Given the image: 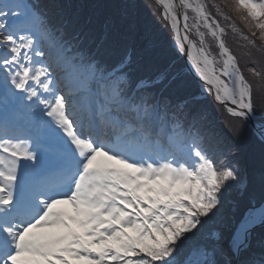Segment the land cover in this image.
<instances>
[{
  "label": "snow or ice",
  "instance_id": "6c2138e0",
  "mask_svg": "<svg viewBox=\"0 0 264 264\" xmlns=\"http://www.w3.org/2000/svg\"><path fill=\"white\" fill-rule=\"evenodd\" d=\"M156 3L227 134L235 139L247 123L264 150V60L247 53L250 80L206 3L179 0L182 21L176 0ZM212 7L232 21L228 5ZM232 10L248 28L241 38L264 51V0H235ZM53 38L66 93L37 60ZM79 44L26 0H0V264H264V242L259 253L251 245L264 202L249 204L227 247L219 232L192 243L230 190L246 186L223 137L218 157L205 147L198 125L209 114L199 101L157 91L177 79L169 67L138 76L130 52L112 56L101 44L86 54ZM258 178L264 186V166Z\"/></svg>",
  "mask_w": 264,
  "mask_h": 264
},
{
  "label": "rangeland",
  "instance_id": "374dc122",
  "mask_svg": "<svg viewBox=\"0 0 264 264\" xmlns=\"http://www.w3.org/2000/svg\"><path fill=\"white\" fill-rule=\"evenodd\" d=\"M62 2L65 6L74 8L81 17L87 19L91 15L94 17V23L99 25L102 19L109 17L113 23L111 28L114 33L126 32L127 36L122 38V41L126 46H130L135 43H142L146 46L147 59L154 62L156 66L161 68L167 67V63L175 56L174 51L171 48L170 41L172 31L168 24L161 18L160 6L154 0H51V3ZM90 2H96L101 5V8L95 12H91L87 9V5ZM196 0H193L195 3ZM202 2L208 5V10L221 25L229 27L230 23H235L239 29L237 32L232 33L236 39L244 44L243 49L238 52L234 49L239 57V63L242 70H244L246 77L253 79L247 72V64L249 56L247 53L251 52L252 57L260 60H264V51L259 48H252L247 45V42L241 38V33L247 35L248 28L245 23L240 20L238 13L232 10V6L227 3V0H202ZM213 4L228 5L223 10L232 17V21H226L221 16L217 15L216 9L212 7ZM189 25L190 27L194 23L195 14L191 10H188ZM202 32H205L206 46L210 47L211 53L219 57V49L216 47L214 38L207 34L206 30L201 27ZM191 33L198 40L195 28H192ZM199 41V40H198ZM257 40V45H259ZM182 67L186 68V63L183 59H178ZM193 78H191V77ZM185 75L184 78L177 79V86L174 92H177L181 98H192L195 94L200 93V88L197 85V80L192 75ZM196 81V82H195ZM209 114V118L206 123H213L219 129V132L227 134L224 127L225 122L219 119L217 112L213 111L207 104H200ZM259 114V113H258ZM233 123L239 124L237 121ZM229 135V134H228ZM230 136V135H229ZM253 136L251 129L246 124L241 130V133L235 139L231 138L232 145L236 150L240 160L244 163L246 170H251L253 166H257L262 169L264 166V150H262L259 143H247L243 144V140H248ZM231 137V136H230Z\"/></svg>",
  "mask_w": 264,
  "mask_h": 264
},
{
  "label": "trees",
  "instance_id": "16d2710c",
  "mask_svg": "<svg viewBox=\"0 0 264 264\" xmlns=\"http://www.w3.org/2000/svg\"><path fill=\"white\" fill-rule=\"evenodd\" d=\"M227 3L232 6L234 5L235 3V0H227ZM97 8L100 9L101 8V5L99 3H97ZM223 26V25H222ZM225 29H226V32L227 34L225 35L224 39H225V42L226 44L228 45V47L230 48V50L237 56V58L239 59L237 53L234 51L237 50L238 52H240L242 49H243V46L244 44L241 43L240 41H238L235 37V35L232 33V31L227 27V26H224ZM171 45V43H170ZM133 48H135V52H136V58L140 60V63L142 64H146V68L147 70L149 71L148 74H155L158 70L161 69V67L159 66H156L154 64L153 61L147 59V52L145 51L146 50V46L142 43H135L132 45ZM172 50L174 51L175 53V56L167 63V66L170 64V63H173L174 59H176L177 57V54H176V51L173 49V47L171 46ZM108 52H109V48H107ZM121 53V50L119 51ZM127 52V50H126ZM173 60V61H172ZM174 64V63H173ZM143 67V66H141ZM182 67V64L181 62L179 61L176 65H175V68L176 69H180ZM145 68V67H144ZM146 70V69H145ZM251 80V79H250ZM174 91V90H173ZM177 93V92H175ZM178 94V93H177ZM259 143V140L255 137V136H252L250 139L248 140H243L242 143L243 144H247V143ZM260 144V143H259ZM261 169H259L257 166H253L251 168V171H250V180L253 182L258 176V174L260 173ZM256 177L255 179H253V177ZM229 217H227V220L225 221V224H227V222H229Z\"/></svg>",
  "mask_w": 264,
  "mask_h": 264
},
{
  "label": "water",
  "instance_id": "95a60500",
  "mask_svg": "<svg viewBox=\"0 0 264 264\" xmlns=\"http://www.w3.org/2000/svg\"><path fill=\"white\" fill-rule=\"evenodd\" d=\"M177 13H178V17L181 18V21H182V14H183V9H182V6H179V2H177ZM182 32H183V29H181ZM190 35V33H189ZM190 38L192 39V36L190 35Z\"/></svg>",
  "mask_w": 264,
  "mask_h": 264
},
{
  "label": "bare ground",
  "instance_id": "6f19581e",
  "mask_svg": "<svg viewBox=\"0 0 264 264\" xmlns=\"http://www.w3.org/2000/svg\"><path fill=\"white\" fill-rule=\"evenodd\" d=\"M176 12H177V10H176ZM177 15H178V13H177ZM50 45H51V41H49L48 43H45V45L43 47H49ZM55 54H56V52L52 55V57H54ZM52 57H50V58H52ZM188 65H189V62H188Z\"/></svg>",
  "mask_w": 264,
  "mask_h": 264
}]
</instances>
